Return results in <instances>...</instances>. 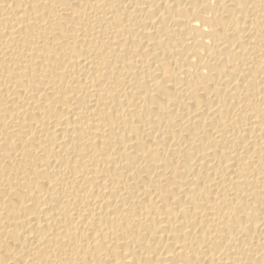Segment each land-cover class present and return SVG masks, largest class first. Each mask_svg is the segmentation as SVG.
<instances>
[{"label": "bare ground", "instance_id": "1", "mask_svg": "<svg viewBox=\"0 0 264 264\" xmlns=\"http://www.w3.org/2000/svg\"><path fill=\"white\" fill-rule=\"evenodd\" d=\"M0 264H264V0H0Z\"/></svg>", "mask_w": 264, "mask_h": 264}]
</instances>
